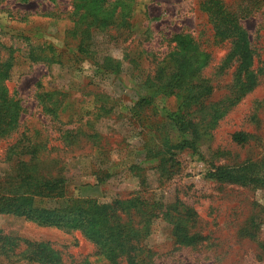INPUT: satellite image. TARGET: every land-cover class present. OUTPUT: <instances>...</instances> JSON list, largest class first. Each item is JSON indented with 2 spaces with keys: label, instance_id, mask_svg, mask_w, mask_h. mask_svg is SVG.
Segmentation results:
<instances>
[{
  "label": "rangeland",
  "instance_id": "obj_1",
  "mask_svg": "<svg viewBox=\"0 0 264 264\" xmlns=\"http://www.w3.org/2000/svg\"><path fill=\"white\" fill-rule=\"evenodd\" d=\"M203 1L0 0L2 43L22 46L19 39H13L21 33L55 45L75 61L73 69H60L24 64L17 58L6 85L21 101L24 112L17 132L0 140V177L9 172L18 157L10 160L11 148L26 136L33 143L44 145V153L50 159L59 161L69 181L68 198L108 203L150 191L164 201L181 200L192 206L199 214L198 229L206 240L194 248H179L166 225L158 222L146 240L156 251L157 264H264V223L254 230L256 225L251 222L259 219L264 210V188L220 184L209 176L215 166L264 158V81L228 111L211 137L202 142L199 153L171 149L176 163L164 171L156 169V159L147 157L161 149L166 138L172 143L188 139L180 135L168 118V113L178 106L176 98L142 85V80L154 75L164 59L178 50L175 36H191L209 56L203 75L211 81L214 92L204 106L229 93L233 69L224 72L219 69L230 44L217 42L215 21L203 9ZM224 2L235 13L246 15L242 24L252 43L263 45L264 0ZM80 11H90L94 16L91 41L100 56L108 55L121 62L119 74H101L89 61L79 60L84 56L75 57L80 38L67 37V31L75 27L73 20ZM104 12L110 21L114 20L110 28H104L97 20ZM7 52L2 51L3 58L8 57ZM13 55L17 57L19 53ZM261 56L256 58V68L261 65ZM46 90L61 93V108L47 106ZM105 96L112 99L108 102L112 109L109 114L99 111ZM142 96H152L153 104L137 107ZM43 106L54 110L45 111ZM99 114L103 116L98 117ZM66 132L76 135V139L66 140ZM237 132H247L253 137L240 145L232 138ZM94 135L97 137L93 138ZM66 200L50 203L48 207H62ZM241 228L253 230L254 238H241L238 234ZM0 231L3 236L32 242L50 241L67 264L80 263L89 255L92 257L89 261L101 264L95 256V245L80 232L50 230L14 215H0ZM6 243L1 240L0 245ZM29 253L27 246L20 244L18 256L0 258V264H39L26 260Z\"/></svg>",
  "mask_w": 264,
  "mask_h": 264
},
{
  "label": "trees",
  "instance_id": "obj_2",
  "mask_svg": "<svg viewBox=\"0 0 264 264\" xmlns=\"http://www.w3.org/2000/svg\"><path fill=\"white\" fill-rule=\"evenodd\" d=\"M19 1L27 3L30 0ZM203 9L215 21L213 26L217 42L230 44V51L219 69L221 72L233 69L229 93L204 106L214 92L211 81L203 75V70L209 65V56L191 36H175L178 50L164 59L154 75L142 80L146 89L163 90V94L176 98L178 106L168 113V118L180 135L188 137L177 143L166 138L162 141L161 149L147 155L149 159L157 160L158 171L167 170L168 165L175 166V155L171 149H190L199 153L202 142L211 137L212 131L228 111L264 81V44L256 46L252 43L242 24L246 15L232 11L224 0H204ZM97 20L100 25L104 24V28H110L114 23L105 12ZM73 21L75 27L67 31V37L74 35L73 38H80L79 43H76L78 51L75 57L84 56L78 59L89 61L101 74H119L122 70L121 62L108 55L100 56L95 50V42L91 41L95 30H92L94 16L91 12L80 11ZM13 39H19L22 46L0 41V140L17 132L20 127L19 118L24 112L21 101L10 93L6 85L17 60L21 59L24 64H43L49 68L58 66L60 69H73L75 66L73 56L49 42L21 33H17ZM2 51H8L7 58L2 57ZM15 52L19 53L17 57L13 55ZM258 56L262 60L259 62L261 65L256 68ZM60 95L56 90H46L45 97L49 101L47 106L52 105L57 110L61 108ZM110 99L105 96L101 100L104 103H101L99 111L108 114L111 112L112 109L108 107ZM95 102L100 100L95 99ZM153 102L152 96H142L136 105L146 108ZM44 108L49 112L54 110ZM51 115L58 117L57 114ZM101 116L103 115L99 114L98 117ZM69 132L65 133L64 138L72 141L76 139V135ZM96 137L97 135L93 136ZM252 137L250 133L237 132L232 138L237 144L243 145ZM44 152V145L33 143L26 136L11 148L9 159L18 157L9 172L0 177V215L25 218L50 230L80 232L95 245V256L101 264H157L156 251L146 244V240L154 233L158 222L166 225L175 246L179 248H194L206 240L198 229L199 214L192 206L181 200L164 201L155 192H140L134 197L114 199L108 203H100L91 198H68L69 181L63 167H60L59 161L50 159ZM209 176L220 184L264 188V158L239 165L215 166ZM63 199L67 200L62 207H48V204L58 203ZM251 222L256 225L254 230L263 224L264 210L259 219ZM238 234L245 239L255 236L253 230L245 228H241ZM76 239L79 242L80 237ZM1 240L7 243L0 245V258L17 257L19 245L24 244L30 252L26 259L29 263L67 264L50 241L32 242L21 237L3 236L0 231V244ZM90 256L77 264H94V261H89L92 258Z\"/></svg>",
  "mask_w": 264,
  "mask_h": 264
}]
</instances>
